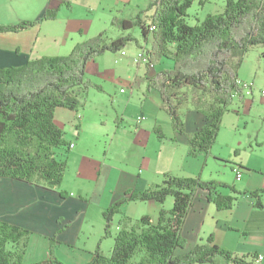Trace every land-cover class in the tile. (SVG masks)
I'll use <instances>...</instances> for the list:
<instances>
[{
	"label": "trees",
	"instance_id": "trees-1",
	"mask_svg": "<svg viewBox=\"0 0 264 264\" xmlns=\"http://www.w3.org/2000/svg\"><path fill=\"white\" fill-rule=\"evenodd\" d=\"M76 0H62L59 7L45 10L37 20H21L0 25V32L27 30L44 20L54 19L60 7L70 8ZM193 0H156L150 23L138 15L135 19L112 17V25L122 31L111 36L107 30L78 42L66 55H44L19 66L0 68V177L19 179L51 190L60 189L68 168L70 142L57 125L58 108L78 110L82 96L91 88L103 91L100 83L86 78V68L106 52L122 51L130 42H139L129 31L139 27L150 68L171 59L170 67L146 75L149 90L160 91L162 106L169 114L172 128L185 133L183 108L189 106L205 115V122L188 134L189 153L208 154L215 142L222 119L234 97L245 101L238 86L239 68L253 46L264 45V0H225L219 13H208L197 24L187 21ZM129 31V32H128ZM156 128L158 135H164ZM228 188L230 193H223ZM198 190L219 210H228L238 195L248 192L254 206L264 208V188L239 191L234 185L201 176L164 173L160 183L144 190L125 192L104 211V237L114 238L111 253L99 246L85 264H255L257 253L239 255L218 244L214 233L191 248L183 236V223ZM174 199L170 209H161L154 220L150 214L132 218L123 206L131 201L155 200L163 204ZM119 216L117 231L113 220ZM33 230L0 219V264H64L53 257L25 262L24 257ZM177 249H185L176 253Z\"/></svg>",
	"mask_w": 264,
	"mask_h": 264
},
{
	"label": "crops",
	"instance_id": "crops-1",
	"mask_svg": "<svg viewBox=\"0 0 264 264\" xmlns=\"http://www.w3.org/2000/svg\"><path fill=\"white\" fill-rule=\"evenodd\" d=\"M61 1L43 0L45 3L43 14L48 8L59 7ZM141 1L76 0L70 8L60 7L57 16L54 19H49L56 22V25L60 24V29L46 22L49 20H44L27 30L0 32V68L19 66L25 64L27 60L39 56L62 55L60 52L63 47H69L71 50L76 45V42H73V36L75 39L77 32H82L85 27L91 30L95 21L92 18L94 10L101 9L105 12H112L113 15L108 16L111 17V20L115 15L134 20L142 11L139 4ZM153 2L155 0H150L145 10V16L149 21L142 18L148 24L153 14L151 13L153 9H150V4ZM205 2L206 0H198L200 5ZM120 5L122 7H119ZM127 5L135 7L134 11L127 13ZM75 6H87L88 15L79 20L72 18ZM223 6L224 4L220 8L223 9ZM115 9L118 13L114 12ZM63 11L66 12L63 13ZM24 13L25 0H0V25L18 23L24 20ZM100 31L104 30L100 29L97 33ZM135 42L137 47L134 54H129L125 48L123 49L126 52L124 55L121 51L114 52L116 55L114 61L119 68L115 66L102 76L103 80L106 79L115 85H117V81L125 80L126 85L120 86L119 89L114 85V96L121 98L117 95L125 94L126 98L130 100L134 94L141 96V107L136 116V122L132 126L129 123L126 124L123 118L119 117L112 120V125L104 124L110 131L107 133L109 137L108 149L103 160L84 166L81 170L82 173L77 172L78 179L82 182L85 181L90 188H84L87 184L80 185V191L74 194L60 187L67 192V195L63 196L59 190L35 186V184L19 179L0 177V219L56 239L55 245L70 251L69 255L79 253L83 264L91 259L92 252L78 246L77 240L83 218L76 216L80 213L78 210H82L83 206L88 204L90 196L96 198L94 200L97 205H110L122 198L126 191H140L154 183H160L164 173L189 177L201 176L204 180L215 179L234 185L241 192L264 188V153H256L259 156L256 164H251L250 155L245 157L236 152V148L235 156L226 158L221 151H214L216 144L208 154L190 155L187 133H192L202 126L205 122V115L189 106L183 108L185 133L175 132L172 128L171 118L162 106L160 91L155 88L149 90L147 87L146 75H152L158 69L150 68L147 72L144 64H135L134 57L141 48L145 47L140 42ZM147 46L150 48V45ZM106 54L107 52L90 63H96L99 57L103 58ZM169 64L170 62L162 65L170 67ZM100 85L102 86V84ZM106 91L107 88L103 87V92L106 93ZM113 99L114 97H111V102ZM252 102V99L251 101L245 99L244 104L252 105ZM142 114L146 118L138 121V116ZM55 120L57 125L64 130L65 135L67 129L72 130L73 137L71 139L66 135V139L70 142L71 154H81L78 146L83 136L85 119L81 115L80 108L75 111L58 108ZM156 128H160L158 130L162 131L164 135L162 138L158 135ZM263 143L264 141H257V144ZM212 161L215 163L229 161L228 166L231 167V170L228 171V167L225 165L223 177L220 178L221 171L212 167ZM235 165L241 166L243 170L240 181L235 180L233 170ZM136 168L138 170L134 171ZM222 192L227 193L223 190ZM106 196L108 197L105 200ZM261 200L264 202V193L261 195ZM173 202L172 198L167 199L163 204H158L155 200L131 201L124 205L131 207L125 213L129 217L135 218L137 207L147 208L148 213L144 214H150L156 220L161 209H170ZM254 204L255 199L246 192L238 195L237 202L231 209L219 210L208 199L207 192L198 190L184 219L182 234L190 245H194L214 233V239L219 245L236 254L249 255L255 252L257 255L263 254L264 256V208H257ZM255 264H264V258L260 261L256 259Z\"/></svg>",
	"mask_w": 264,
	"mask_h": 264
},
{
	"label": "rangeland",
	"instance_id": "rangeland-1",
	"mask_svg": "<svg viewBox=\"0 0 264 264\" xmlns=\"http://www.w3.org/2000/svg\"><path fill=\"white\" fill-rule=\"evenodd\" d=\"M193 1L194 2L189 8L190 15L187 18V21L190 24H197L204 19L208 13L214 14L221 12L222 8H220V6L225 4V0H206L203 5L198 4V0ZM149 2L150 0H142L141 3H139L142 11L138 14L142 18L144 17L147 21L149 20L145 16V10L147 9V4ZM44 5L45 3L43 0H25L24 19L37 20L41 17V14H43ZM119 7L122 6L120 5ZM134 8L135 7H132L131 5H127L126 12L129 13ZM150 9H153V12L151 13H154L155 7L150 6ZM116 10L117 9H115L114 12L118 13ZM64 12L66 11H63V13ZM93 12L94 15H92V18H94L95 21L93 22L91 30L85 27L82 32H77L75 34V39L73 36V42H76L75 44L83 41V39L87 40L96 35L97 31L100 29L107 30L108 34L111 36H118L122 33V31L117 29L116 26L111 24V17L109 18L108 16H112V12H105L101 9L94 10ZM88 13L87 6H75L72 18H77L78 20L84 19ZM88 17L91 18L90 16ZM46 22L50 25L56 26L57 29L61 28V25H56V22L50 20ZM129 31L138 39L142 46L146 47L149 45L141 36L139 27H135ZM136 47V42H130L127 47H125V51L129 54H134L136 52ZM69 52H71L69 47H63L60 53L66 55ZM115 57L116 55H114V52H107L103 58L99 57L96 63H90L86 68L85 77L100 82L103 87L107 88V91L105 93L103 91L100 92L95 88H91L89 92L82 96L83 105L80 107V112L85 119V122L83 136L78 146L82 153H68V168L66 169L64 181L61 186L68 190V192H73L74 194H77L80 191V185L85 186V184H87L85 181L82 182V180L78 179L77 172L82 173L81 170L84 166L96 163L97 161H102L103 156L108 149L107 143L109 137L107 136V133H109L110 130L108 131L104 124H107L108 126L112 125V120L119 117L121 119L123 118V121L126 124L129 123V125L132 126L136 122V116L141 107V96L134 94L132 100H130L126 98L125 94H123L117 95L118 97L121 96V98H117L113 94L115 84L108 82L106 79L103 80L102 75L106 74V72H108L107 70H112L115 66L119 68L118 64L114 61ZM168 62H170L169 66L173 64L171 59H166L164 61V63ZM163 66L165 65H162L161 63L155 68H166ZM155 68L152 67V70ZM238 71L240 79L253 84L254 94L253 92L250 94L244 92L246 95L245 99H249L250 101L252 99L253 102L252 105L250 103L245 105L244 102L239 101L238 97L233 98L229 111L223 116L214 151H221L224 157L229 158V156H235L236 153L234 150L236 148V152L239 154H242L245 157H249L250 155L251 164H256L259 159V156H257L256 153H264V143L257 144L258 140L259 142L264 141V96L261 93V90L264 89V45L251 47L246 53L242 66H240ZM116 84L117 85L115 86L119 89L120 86L126 85V81H117ZM108 86L110 87L108 88ZM111 97H114L113 102H111ZM66 135L67 138L71 139V137H73L72 130L67 129ZM211 165L217 170L220 169V178L223 177L222 173H224L225 165H227L228 171L231 170V167L229 168L228 166L229 161H218L217 163L212 161ZM136 170H138V168L134 169V171ZM86 187L90 188L89 184L84 188ZM221 190L226 191L227 193L231 192L228 188H222ZM107 197L108 196L105 197V200ZM169 198L173 199L172 196H169L168 199ZM94 199L96 198L90 196L88 204H85L86 206H83L82 210H78L80 213L76 217L80 216L83 218V221L77 243L78 246L88 249V251L91 250L92 252L97 246H99L105 254H110L112 246H114V238L111 236H103L105 222L102 217L103 208L106 209L109 205H97ZM122 208L123 211L126 212L129 211L131 207L123 206ZM144 213H148L147 208L137 207L135 211L137 216L135 218L145 215ZM119 216L121 215L118 214L114 217L112 225L113 232L117 231ZM200 241H202V239ZM55 243H57L56 239L32 231V233H30V241L26 248L24 261L35 263L57 257L64 262V264H83L81 262L82 257L79 253L69 255L70 251L59 248ZM190 246L191 245L189 244L185 249L191 248ZM185 249H177L176 253H181Z\"/></svg>",
	"mask_w": 264,
	"mask_h": 264
},
{
	"label": "built area",
	"instance_id": "built-area-1",
	"mask_svg": "<svg viewBox=\"0 0 264 264\" xmlns=\"http://www.w3.org/2000/svg\"><path fill=\"white\" fill-rule=\"evenodd\" d=\"M121 53L124 55L126 54V52L124 50L121 51ZM134 62L135 64H146L148 63V55H147V51L146 48H141L138 53L136 54V56L134 57ZM237 83L238 86L243 90V92H246L247 94H250L251 92H253V84L252 83H248L247 81H244L242 79H237ZM122 91H124V89H122ZM262 95L264 96V89L261 90ZM145 115H139L138 116V121H142L143 119H145ZM73 146V144H72ZM71 146V147H72ZM234 170V176H235V180L236 181H240L242 178V173L243 170L241 168V166L239 165H235L233 167ZM264 258L263 254H258L257 255V260L260 261Z\"/></svg>",
	"mask_w": 264,
	"mask_h": 264
}]
</instances>
